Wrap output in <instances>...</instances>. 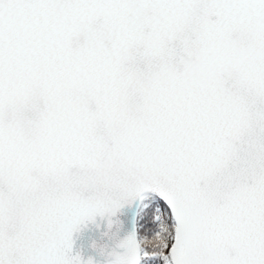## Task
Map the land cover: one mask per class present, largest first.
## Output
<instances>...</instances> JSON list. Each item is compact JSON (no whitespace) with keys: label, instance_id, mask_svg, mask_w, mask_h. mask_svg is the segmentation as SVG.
<instances>
[{"label":"snow or ice","instance_id":"6c2138e0","mask_svg":"<svg viewBox=\"0 0 264 264\" xmlns=\"http://www.w3.org/2000/svg\"><path fill=\"white\" fill-rule=\"evenodd\" d=\"M125 206L108 264H264V0H0V264Z\"/></svg>","mask_w":264,"mask_h":264},{"label":"water","instance_id":"95a60500","mask_svg":"<svg viewBox=\"0 0 264 264\" xmlns=\"http://www.w3.org/2000/svg\"><path fill=\"white\" fill-rule=\"evenodd\" d=\"M137 219L136 210L125 206L110 218L97 215L86 221L73 234V255H79L84 264L90 259L93 264H108V254L136 230Z\"/></svg>","mask_w":264,"mask_h":264}]
</instances>
